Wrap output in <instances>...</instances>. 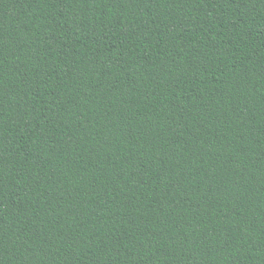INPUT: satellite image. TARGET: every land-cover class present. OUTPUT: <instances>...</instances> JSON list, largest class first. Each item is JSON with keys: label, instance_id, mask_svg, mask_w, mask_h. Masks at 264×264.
<instances>
[{"label": "trees", "instance_id": "trees-1", "mask_svg": "<svg viewBox=\"0 0 264 264\" xmlns=\"http://www.w3.org/2000/svg\"><path fill=\"white\" fill-rule=\"evenodd\" d=\"M0 264H264V0H0Z\"/></svg>", "mask_w": 264, "mask_h": 264}]
</instances>
